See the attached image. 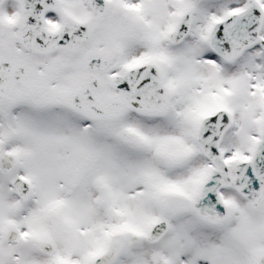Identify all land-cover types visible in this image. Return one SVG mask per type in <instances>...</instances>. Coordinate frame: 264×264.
<instances>
[{"label": "snow or ice", "instance_id": "obj_1", "mask_svg": "<svg viewBox=\"0 0 264 264\" xmlns=\"http://www.w3.org/2000/svg\"><path fill=\"white\" fill-rule=\"evenodd\" d=\"M0 264H264V0H0Z\"/></svg>", "mask_w": 264, "mask_h": 264}]
</instances>
